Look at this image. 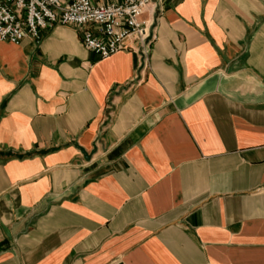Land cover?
Returning a JSON list of instances; mask_svg holds the SVG:
<instances>
[{
	"label": "crops",
	"instance_id": "0c3cea01",
	"mask_svg": "<svg viewBox=\"0 0 264 264\" xmlns=\"http://www.w3.org/2000/svg\"><path fill=\"white\" fill-rule=\"evenodd\" d=\"M140 21L0 40V264H264V0Z\"/></svg>",
	"mask_w": 264,
	"mask_h": 264
},
{
	"label": "built area",
	"instance_id": "2783aa9c",
	"mask_svg": "<svg viewBox=\"0 0 264 264\" xmlns=\"http://www.w3.org/2000/svg\"><path fill=\"white\" fill-rule=\"evenodd\" d=\"M151 0H0V40L16 44L25 37L39 42L52 26H74L83 45L99 58L124 48L135 35L143 54L154 34L140 21Z\"/></svg>",
	"mask_w": 264,
	"mask_h": 264
}]
</instances>
